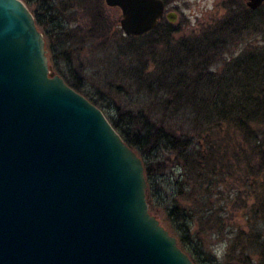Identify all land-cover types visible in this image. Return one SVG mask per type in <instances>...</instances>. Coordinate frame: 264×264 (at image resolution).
<instances>
[{
	"label": "trees",
	"instance_id": "1",
	"mask_svg": "<svg viewBox=\"0 0 264 264\" xmlns=\"http://www.w3.org/2000/svg\"><path fill=\"white\" fill-rule=\"evenodd\" d=\"M227 4L234 10L222 19L214 18L193 40L187 38L192 33L182 34L181 26L166 20L142 35L124 36L117 20L106 14L103 0H68L61 11L65 21L50 30L33 15L39 29L44 27L40 30L51 72L99 107L141 157L149 210L157 187L172 184L173 233L193 263L264 264V44L248 46L228 59L225 51L220 52L225 38L238 41L264 32V19L254 15L264 4L254 10L246 7L245 0ZM80 16L83 20H78ZM75 20L78 24L68 27ZM177 36L179 42L174 44ZM110 40L112 50L103 59L114 53L109 63L115 76L130 87L145 86L154 96L147 113L132 115L119 104L105 105L102 94L87 88L68 63L58 69L59 48L103 47ZM65 53L60 57L68 60ZM113 108L116 111L109 114ZM167 157L175 158L182 179L164 178ZM219 210H242L245 220L232 237L224 229L215 232L216 237L228 236L223 260L192 243L211 235L207 229ZM195 225L198 228L193 230Z\"/></svg>",
	"mask_w": 264,
	"mask_h": 264
},
{
	"label": "water",
	"instance_id": "2",
	"mask_svg": "<svg viewBox=\"0 0 264 264\" xmlns=\"http://www.w3.org/2000/svg\"><path fill=\"white\" fill-rule=\"evenodd\" d=\"M125 36L163 0H104ZM264 0H245L257 9ZM141 157L51 72L22 0H0V264H194L149 212Z\"/></svg>",
	"mask_w": 264,
	"mask_h": 264
},
{
	"label": "rangeland",
	"instance_id": "3",
	"mask_svg": "<svg viewBox=\"0 0 264 264\" xmlns=\"http://www.w3.org/2000/svg\"><path fill=\"white\" fill-rule=\"evenodd\" d=\"M22 1L26 2L25 4H28L27 7L30 9L32 14L39 17L43 26L48 30H50L54 25L61 24L65 21L64 17L61 15V11L68 0ZM227 2L228 0H166V5L167 9H170L171 6L173 8L172 11L175 14L174 24L181 26L182 34L185 33L188 35L192 33V37L188 36L187 38L193 40L196 35H198L202 30H206V28L211 25L214 18L222 19L226 16L229 9L234 10V8L228 5ZM105 8L106 14L109 18L116 19L117 27L120 28L118 22L120 15L119 9L116 7H108L106 5ZM254 15L257 20L264 19V5L255 11ZM78 20H83V18L80 16ZM252 23L256 24V19H254ZM77 24L78 21L75 20L74 22H70L68 27H74ZM66 25L67 23L64 26ZM43 26H41L40 29L43 30ZM262 27L264 31V23ZM175 38L176 42L174 44H177L180 37L177 36ZM225 39L226 42L221 45L220 52L225 51V58L228 59L231 58V56L238 54L248 46L263 45L264 32H257L254 34L250 33L249 35L240 37L238 41L228 38ZM111 43L112 40H110L108 44L103 47H100V45L98 47H92L87 44L83 46L70 44L65 48H59L57 50L58 69H63V65L68 63L72 73L81 77L87 88H91V91L100 92L102 94V96L107 100L103 101L105 105L109 104L116 107V105L119 104L122 110L129 111L132 115L139 111L147 113L149 109H151V104L155 102L154 96L147 92L148 90L145 89V86L140 89H138V86L136 85L130 87L129 83L126 81L124 82L122 77L115 76L114 65L112 66L109 63L111 62L114 53H111L110 55L111 60L103 59L104 56L108 54L109 50H112ZM63 51H66L65 54L69 56L68 60H63L60 57V53ZM100 52L101 54L99 55ZM115 111L116 109L114 110V108L109 109V114H112ZM152 111L157 112L158 109H154ZM164 162L163 173L165 179H167L168 176H179V179H182V170L178 166L175 158L171 157L170 160H168L167 157ZM174 194L175 191L171 183L157 187L152 199V209L149 211L157 219H159L161 225L177 239V236L173 233L174 224L171 216ZM249 200L251 201L252 199ZM230 211L227 210L226 213H223V211L219 210L217 214H214V217H212V226L207 229L208 232L211 231V235L205 234L204 236L198 238L196 242H192L197 248L200 246V249H207L209 254L214 256L217 260L224 259L228 236L225 235L224 238L216 237L214 235L215 232H219L224 229V234H226L227 231L231 232L232 234H230V237H232L237 229L245 223V220L242 218V210H239L238 212H236V210ZM219 218L221 220L217 224L216 219L218 220ZM195 228L198 227L195 225L193 230ZM207 230H205V233H208ZM191 247L192 249L198 251V249H196V247L192 244Z\"/></svg>",
	"mask_w": 264,
	"mask_h": 264
},
{
	"label": "flooded vegetation",
	"instance_id": "4",
	"mask_svg": "<svg viewBox=\"0 0 264 264\" xmlns=\"http://www.w3.org/2000/svg\"><path fill=\"white\" fill-rule=\"evenodd\" d=\"M164 2V12H163V15L162 17L158 20V23L157 25L159 24V22L161 20H166L167 22L169 23H173L174 24V20H175V14L173 13V8L171 6L170 9H167V5H166V0H163ZM105 3V2H104ZM106 5V4H105ZM156 28V27H155ZM121 29V28H120ZM123 32V31H122ZM147 33V32H146ZM125 36V35H124ZM46 48V47H45ZM241 52V51H240ZM239 52V53H240ZM237 55V54H236Z\"/></svg>",
	"mask_w": 264,
	"mask_h": 264
}]
</instances>
